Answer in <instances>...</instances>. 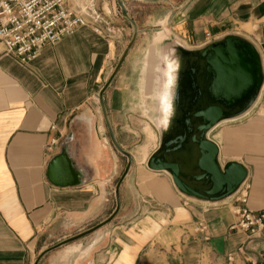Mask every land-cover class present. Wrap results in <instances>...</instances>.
<instances>
[{
  "label": "crops",
  "instance_id": "crops-1",
  "mask_svg": "<svg viewBox=\"0 0 264 264\" xmlns=\"http://www.w3.org/2000/svg\"><path fill=\"white\" fill-rule=\"evenodd\" d=\"M140 1L157 5V0ZM181 2L172 9L182 16L177 29L173 20L178 15L173 17L172 36L222 23L256 22L247 31L259 32L260 43H253L264 64V0ZM113 15L116 8L110 5L97 22L90 20L45 46L28 65L0 59V264H34L41 252L116 209L115 190L127 160L111 142L98 95L132 35ZM136 22V43L104 95L116 139L133 159L120 187L119 213L102 229L47 254L40 264H258L260 240L230 231L235 218L228 206L189 200L167 172L148 168L151 155L139 162L137 149L145 143L140 141L141 111L149 100H142L137 71L148 73L149 65L141 60L156 42L150 22ZM53 140L58 145L49 150ZM65 148L70 163H56L50 170ZM263 185L254 182V193L261 195L248 202L254 211L264 209ZM198 221L208 224L206 234L192 230Z\"/></svg>",
  "mask_w": 264,
  "mask_h": 264
},
{
  "label": "water",
  "instance_id": "water-1",
  "mask_svg": "<svg viewBox=\"0 0 264 264\" xmlns=\"http://www.w3.org/2000/svg\"><path fill=\"white\" fill-rule=\"evenodd\" d=\"M116 1L122 16L131 24L133 33L113 73L98 95L111 142L114 148L127 159L126 168L115 190L116 209L99 224L41 252L34 264H40L47 254L107 226L120 210V187L132 167L133 159L116 139L104 95L116 79L128 54L135 45L139 29L123 1ZM189 57L192 61H188ZM187 64L191 65L192 71L196 72L193 82L201 93L200 104L202 107L197 109L193 115L198 126L196 133L189 142L182 138L171 141L173 146L166 143L167 141L162 137L159 149L150 156L147 166L153 171L167 172L171 176L177 191L186 198L217 204L239 193L248 180L249 170L238 161H229L223 165L220 159L219 145L208 138V132L219 123L241 117L250 110L264 83V64L256 45L236 34H229L199 49L184 48L183 62L179 68L176 81L174 103L179 98L180 73L188 67ZM159 134L162 135L163 131L161 130ZM62 161L70 163L66 148L61 150L59 155L52 160L49 166L50 170L56 163Z\"/></svg>",
  "mask_w": 264,
  "mask_h": 264
},
{
  "label": "rangeland",
  "instance_id": "rangeland-1",
  "mask_svg": "<svg viewBox=\"0 0 264 264\" xmlns=\"http://www.w3.org/2000/svg\"><path fill=\"white\" fill-rule=\"evenodd\" d=\"M122 1L124 4L127 3L125 2L126 0ZM181 1L182 0H157V5L152 7L144 6V3L140 0H129V3H127L128 7L125 4L130 11L129 14L131 18H133L135 22L136 19L138 21L146 20L147 22H150L152 37L156 38L160 32H165L166 29L169 31L164 43L161 44L162 41L158 43L156 42L152 46L151 54L146 58L145 56L142 57L141 62L149 65L148 73L146 74L142 68L137 71L141 74L137 77V81L139 78L142 88V100H149L148 104H145L147 107H143L141 111L142 123L140 130L142 135H140V141L143 140L145 143L137 149L139 162H144L159 146V132H161V129L157 126V120L160 114L158 100L149 98L147 94L153 90H160L162 83V73L160 69L163 67L162 56L164 53L170 52L169 49H171V46L174 45V43L179 42L183 48L193 50L202 48L229 34H236L251 42L260 43L258 41L259 39H257L259 33L257 30L253 33L247 31L249 25L252 26V29L255 28L256 22L251 21L236 24L222 23V26L216 28L194 30L191 35H187L186 37L184 36V33L181 36L178 33L173 34L172 36L169 26H171L173 17L178 15L177 19L173 20V29H177V27L180 26V23L178 22L179 19L182 18L180 13H173L172 9L174 7L179 8L182 3ZM69 2L72 8L77 9L79 7L84 10L89 16L86 18L88 22L90 20L93 22L95 19H101L104 11L109 13L110 5L115 7L116 15H113L114 19L116 18V20H119L126 25L132 35V26L122 16L116 0H69ZM182 29L184 28L182 27ZM170 55L173 59H178L182 54L181 51L177 49L173 50ZM145 129H148L147 132ZM210 138L219 145L220 159L222 163L225 164L229 161H238L247 166L249 177L245 186H248V201L253 202V200L260 197L261 195L256 196L254 193L253 185L255 181H264V83L258 98L250 110L241 117L219 123L210 133ZM262 193L264 194V185ZM236 196L238 197V195ZM236 196L227 199V203L224 205H218L219 203H217L216 206H220L217 208L228 206L230 214L235 218L234 201ZM183 197L186 198L184 195ZM189 200L196 201L193 199ZM199 222L204 221H198L195 223L192 226V230L195 229Z\"/></svg>",
  "mask_w": 264,
  "mask_h": 264
},
{
  "label": "built area",
  "instance_id": "built-area-1",
  "mask_svg": "<svg viewBox=\"0 0 264 264\" xmlns=\"http://www.w3.org/2000/svg\"><path fill=\"white\" fill-rule=\"evenodd\" d=\"M87 17L85 12L72 8L69 0H0V59L10 57L28 65L45 46L55 45L88 26ZM56 145L58 140H53L48 149ZM247 189L244 185L235 198L236 220L229 229L246 234L250 240H260L258 264H264V209L254 211L249 207ZM194 231L206 234L208 226L199 222Z\"/></svg>",
  "mask_w": 264,
  "mask_h": 264
},
{
  "label": "flooded vegetation",
  "instance_id": "flooded-vegetation-1",
  "mask_svg": "<svg viewBox=\"0 0 264 264\" xmlns=\"http://www.w3.org/2000/svg\"><path fill=\"white\" fill-rule=\"evenodd\" d=\"M189 60H191L190 57L188 58V61ZM187 65L188 67L182 70V72L180 73V91L178 92L179 98L175 102V115L172 119V123L169 129L164 134H159V146L161 144L162 137H164V139L167 141L166 143L170 144V146H173V143H171V141L173 142V140L182 138L185 141L189 142L196 133V129L198 126L195 123L193 115L197 109L202 107V105L200 104L201 93L193 82V77H195L196 72L192 71L191 65ZM213 130L214 129L208 132V138L210 140H212L210 138V133ZM174 145L176 146L177 144L175 143ZM159 146L157 149H159Z\"/></svg>",
  "mask_w": 264,
  "mask_h": 264
},
{
  "label": "bare ground",
  "instance_id": "bare-ground-1",
  "mask_svg": "<svg viewBox=\"0 0 264 264\" xmlns=\"http://www.w3.org/2000/svg\"><path fill=\"white\" fill-rule=\"evenodd\" d=\"M84 12L82 8H77ZM169 31L166 29L165 32H160L156 38L155 42H161L167 38ZM180 50L181 54L178 59H173L171 57V52L173 50ZM183 49L179 42H176L173 47H171L170 52L164 53L162 56L163 67L162 73V83L160 90H153L148 93L147 96L151 99L158 100L159 105V117L157 120V126L163 131V134L169 129L172 123V119L175 115V103L174 96L177 87V76L179 68L183 62ZM212 204V203H211Z\"/></svg>",
  "mask_w": 264,
  "mask_h": 264
}]
</instances>
